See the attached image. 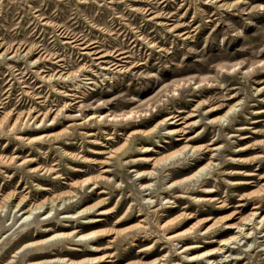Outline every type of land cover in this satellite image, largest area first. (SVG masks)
<instances>
[{
  "label": "rangeland",
  "instance_id": "rangeland-1",
  "mask_svg": "<svg viewBox=\"0 0 264 264\" xmlns=\"http://www.w3.org/2000/svg\"><path fill=\"white\" fill-rule=\"evenodd\" d=\"M207 162V178L169 186ZM263 188L264 0H0V264H264V225L245 224L248 238L216 250L236 234L224 224L240 225L254 203L255 221L264 214ZM204 195L214 199L197 200ZM56 196L26 219L15 208ZM128 212L144 214L125 220ZM174 217L165 232L193 227L183 237L199 247L166 241L158 225ZM72 229L118 237L22 249ZM206 250L213 255L187 260Z\"/></svg>",
  "mask_w": 264,
  "mask_h": 264
},
{
  "label": "bare ground",
  "instance_id": "bare-ground-1",
  "mask_svg": "<svg viewBox=\"0 0 264 264\" xmlns=\"http://www.w3.org/2000/svg\"><path fill=\"white\" fill-rule=\"evenodd\" d=\"M235 106H236L235 104H232L231 106H229V108L224 112V114H222L221 116H219L217 118V121H223L224 119H226V117L229 115V113L235 111ZM212 109H215V107H213ZM169 117L172 118L174 116H169ZM175 118H177V117H175ZM177 120H179V117L177 118ZM243 128L244 127H239V129H243ZM171 132L173 133L172 130H171ZM246 137H248V136L247 135H245V136L240 135V139H243V138H246ZM176 139H183V138L182 137H177ZM189 139L190 138H187L186 141H188ZM208 145H212V143L211 142H208ZM188 147H189V149H191V147L188 146V145H184V146L180 147L179 149H176L175 151H173L171 154H169L164 159V162L167 159H170V158H173L175 156L180 155L183 152V150H185ZM203 148L205 149V151H207V150L210 151V150H214L215 149L213 145L212 146H209V148H207V146H204ZM244 149L247 150L248 148L247 147H240V148L237 149V151H243ZM210 165H211V162H207L205 165L201 166L200 168H198L196 171L192 172L191 174H189L187 176H184V177H182V178H180L178 180L172 181L169 184V186L170 187H173L176 184H183V183H185L187 181H192L193 183H197V182L201 181L202 179L207 178L208 177V174L210 173L209 172ZM102 171L103 172H106L108 170L104 169ZM136 173L140 177H143V176H146L147 174H151L152 172L141 173V174H140V172H136ZM234 173H240V172H234ZM245 175H251V174L245 173ZM101 177L103 178L105 176L104 175H101ZM90 180L91 179H86V180H84V182L85 181H90ZM235 183L236 184H238V183L239 184H243V183H249V182H235ZM91 184H92L93 187H97V182L96 181L92 180L91 181ZM80 185H82V184H80ZM142 187L145 188V189H147L149 187V184L148 183H144ZM43 189L46 190L47 188H43ZM261 190H262V192H260V193H261L262 196H264V188L261 189ZM210 191L211 190H209V189L208 190H204L205 193H209ZM69 192H71V191H69ZM103 192H104V190H99L97 193H103ZM59 197L56 196L54 199L43 200L41 202H38V203H35V204H31L28 207L26 206V204L24 202V199L22 198L17 203H15L16 204L15 205V208L16 207L18 208L17 211L20 212V217H23L24 219H26L30 214L33 213L34 210L41 209L44 206L45 203H52L57 198L58 199H61ZM8 198H10V197H8ZM213 199L214 198H212L210 195H204L202 198H197V200H201V201H206V200L207 201H211ZM97 205L98 204H94L92 206L85 207V208H83L80 211L90 210V209L94 208ZM166 207H169L170 209L169 210H166V213L165 214H168V213H170V212L178 209V206L176 204H174L172 206L168 205ZM183 207L184 208L185 207L187 208V207H189V205H186V206H183ZM235 207H244V203H236L235 204ZM251 208L253 209V211L250 212L249 215L243 219V221L240 223V225H238V224H236V225H231V224L230 225L229 224L225 225L224 224L222 233H228V231L230 229H234V230L236 229L235 230V233L237 235L235 234L233 236H229V237L223 239L220 242L221 248H217L216 250L222 249V246L223 245H229V243H234L236 240H240V239H237L239 237L240 238H248L249 237L248 235L250 233H252L250 230L257 229V227H260V226L264 225V214L261 217H259L258 220L255 221V218L258 217V216H256L257 212H256L255 209L259 208V205L257 203H254V205H252ZM105 213H107L106 210H101V211L98 212V214H100V215H104ZM41 214L42 215L49 214V211H47V207H46L45 210H43L41 212ZM143 214L144 213H141L140 212V213L134 215L131 212H128L125 220L126 219L135 218V217H139V216H142ZM165 214H163V215H165ZM191 215L192 214H190V216ZM254 216H256V217H254ZM64 217H68V216H64ZM176 218L177 217L168 219L164 223L159 224L158 225V229L161 230V231H163V232L169 231L173 226L176 225V223H175L176 222ZM87 221L88 222H93V221H98V222H102L103 221L104 222V221H108V220L103 219V217H98V218H94V219L91 218V217H88L87 218ZM119 221H122V220L117 219L115 221V223H118ZM249 222L252 224V227L250 228L249 231L246 230V232H245L244 226H245V224L248 225ZM138 227H139V231H137V232H143L144 235H145L144 238H142L141 240H138V241L141 242V243H145V242L147 243L148 241H151V239H152L151 238V234H150L151 227H150L149 223H147L144 219H140L139 222H138ZM210 229H211V227L210 228H206L204 230L203 234L210 232ZM246 229H248V228H246ZM102 233H103L102 230H90V231H87V232L78 233L77 232V229H72V230L67 231V232H57V233H54V234L48 236L47 238H43V239H40V240L28 241L27 243L24 244V246L22 247V249H27V248H31V247L38 248V247L44 245L46 242L51 241V240H53L55 238H59V240H71L72 238H75L76 237L77 238L76 241H78L79 243H81V241H87V240H95V241L98 242V241H101L102 240V236H110V235H112L113 238H109L108 241L109 242H113V241H115V238L118 237V232H112L111 231V233H107V234L106 233L102 234ZM193 233H194V228L191 227V228H189L186 231H176V232H172V233L165 232L164 238L166 239L167 242H172V241L180 240V242H182V244L177 249L180 248L181 249V252H182V251H186V250H190V249L199 247V244L197 245V243L186 244L187 243L186 241L188 240V238L187 237H183L184 235H187V234L192 235ZM109 247H111V246L110 245H105L104 247H97V246H95V247H92L91 250H93V251H99L100 249H106V248H109ZM147 247H150V245L147 246ZM145 249H146L145 247L144 248H139V249H137V253H145V251H144ZM216 250H215V252H216ZM143 255H147V254L145 253ZM204 255H213V250H206V251H204V252H202L200 254H196V255L189 256L187 258V260L194 261L196 259H200V257H202ZM108 257H111V256H105V258H98V257L82 258V259H78V260L70 259V258H67V257H58V258H55V259H49V260H43V261L29 260L28 264H51V263H59V262L61 264H84V263H86V264H89V263L90 264H94V263H98V262H100L102 260L104 262L111 261V259L108 258ZM161 260H162V258L160 257L159 259H154V260H152L151 262H149L147 264H162V263H160ZM11 262H12V260L9 261V262H7L6 264H9Z\"/></svg>",
  "mask_w": 264,
  "mask_h": 264
}]
</instances>
